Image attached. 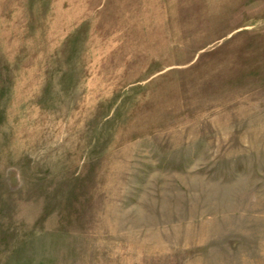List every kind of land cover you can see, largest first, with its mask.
Returning a JSON list of instances; mask_svg holds the SVG:
<instances>
[{"label": "rangeland", "instance_id": "rangeland-1", "mask_svg": "<svg viewBox=\"0 0 264 264\" xmlns=\"http://www.w3.org/2000/svg\"><path fill=\"white\" fill-rule=\"evenodd\" d=\"M0 264H264V0H0Z\"/></svg>", "mask_w": 264, "mask_h": 264}]
</instances>
